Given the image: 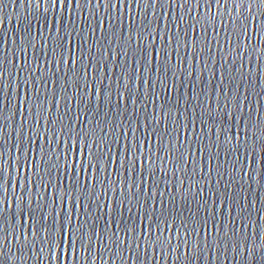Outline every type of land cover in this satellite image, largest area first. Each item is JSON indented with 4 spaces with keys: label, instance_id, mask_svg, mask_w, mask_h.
Segmentation results:
<instances>
[{
    "label": "water",
    "instance_id": "95a60500",
    "mask_svg": "<svg viewBox=\"0 0 264 264\" xmlns=\"http://www.w3.org/2000/svg\"><path fill=\"white\" fill-rule=\"evenodd\" d=\"M58 4L45 11L32 0H0V261L7 256V264H264V5ZM181 37L189 42L187 50L177 47ZM194 46L204 51L194 57ZM34 83L39 101L32 97ZM39 103L50 111L42 112ZM96 121L108 125L112 163L93 167L83 163L88 144L76 132L83 136ZM65 142L72 147L67 171L63 155L40 160L42 150L67 151ZM24 155L39 172L30 190L20 183L24 170L16 172ZM128 185L138 199H152L129 204ZM170 199L187 217L186 227L179 220L171 226L175 248L145 255L143 246L130 242L128 252L126 245L112 244L111 232L123 239L121 229L138 234L151 225L154 231ZM61 225L68 239H76L71 248L65 242L63 256L57 239L50 256L43 228L51 232ZM92 230L99 238L82 245L80 234L87 240Z\"/></svg>",
    "mask_w": 264,
    "mask_h": 264
},
{
    "label": "snow or ice",
    "instance_id": "6c2138e0",
    "mask_svg": "<svg viewBox=\"0 0 264 264\" xmlns=\"http://www.w3.org/2000/svg\"><path fill=\"white\" fill-rule=\"evenodd\" d=\"M60 2H64V0H60ZM97 5H99L100 0H96ZM206 4L211 5L213 3H215L216 5L220 4V0H205ZM250 0H232V4L235 5L236 7H241L244 5L249 4ZM33 6L37 9L43 7L45 11L50 10L53 7H58V0H32ZM225 5H227L228 0H224ZM260 3L262 5H264V0H260ZM196 4L197 6H199V0H196ZM107 6V3H106ZM113 7H115V5H112ZM250 10V9H248ZM207 13V9L205 10ZM262 15H264V12L261 13ZM189 15H191V13H189ZM193 19H195L193 17ZM209 17L207 16V14L205 15L204 21L201 24V34L203 35V29L205 27L208 26L209 23ZM240 27V31L241 34H243V28L246 27L245 25H241ZM213 31H215V28H213ZM149 35H151V33H149ZM185 36H187V33H185ZM172 39H177L175 36L172 37ZM201 43H203L205 46L207 44L206 41H202ZM177 47H183L185 50H187L189 48V42L187 40H185L183 37H181L179 39V42L177 44ZM204 48L203 47H199V46H194L193 47V56L195 57L196 52H203ZM164 56L165 59H167L168 57V52L165 50L164 52ZM163 67V65L161 66ZM135 71L136 69H133V78L135 79ZM222 75V74H221ZM25 87L27 88V81H25ZM85 87H87V85H85ZM32 89H33V93H32V97L34 101H39V97L36 95V92L38 91V85L37 84H32ZM25 95L27 96V92L25 93ZM122 93H120L118 90L116 92V96H117V100H120L122 98ZM17 102H19V97L15 98ZM55 99V97H54ZM70 100H66L65 104L68 105L70 104ZM5 104L8 103L7 100L4 101ZM37 107H39V109L42 112H49L50 108L44 104V103H39L37 105H35ZM55 106V105H53ZM217 107H219V104L217 105ZM236 108H239V102L237 100V104H236ZM44 117L41 116V119H43ZM76 119L78 120L79 118L76 117ZM34 123H37L36 121H34ZM89 123H91V121H89ZM65 127H68L69 129V139H71V133L73 131V128L71 127V120H69L68 125H65ZM106 127H108V125H105L103 127L100 126V122L96 121V123L87 130V132L83 133V136H81V132H76V136L80 139V143L84 144L87 143L88 144V149H87V157L88 159L86 161H84V165L86 166H95V164H103L104 160H108V163L111 164L112 161L110 159V157L107 155L108 153L111 152V145L108 142V132L105 131ZM31 131V128H30ZM34 135L39 139L41 138L40 133L39 132H35ZM57 132L53 131L51 132V136H56ZM85 138H88L87 140ZM26 139L28 140V146L31 147L32 145V139L26 137ZM229 143H231V141L229 140ZM93 146H95V151L93 150ZM65 147L67 148V151H62L59 155L56 154V149L52 148L51 151V155L49 154V151L47 150H42L43 154L40 157V160L42 162H46L45 161V157L47 156L49 160H51L52 156L55 155L56 159L59 160L60 155H63L65 157L64 160V164H65V170L67 171V166H69V161L67 159V157L69 156V154L72 152V147L71 144L68 142H65ZM262 150H264V147H262ZM18 152L20 151L19 149L17 150ZM139 149L138 148H133V152L136 153L138 152ZM83 153H81L79 146L77 148V156L82 155ZM129 161V164L131 166H134V159L132 157H126ZM32 159L34 160L35 157L33 156ZM237 159H239V157L237 156ZM140 163H143L142 161H140ZM53 167H56L55 164L52 165ZM123 166V165H122ZM24 170V174L21 175L20 177V183L23 187H25V189L30 190L31 187H35V185H33L31 183V177H38L39 176V172L37 171V167L34 164H31L29 162V158L27 155L23 156V159L20 161V167L16 169L17 174H20V169ZM125 171H127L128 169L125 167L124 168ZM242 175H246V173L242 172ZM4 173L3 170L0 169V180L3 179ZM40 182H43V177H39ZM104 179H107V176L104 177ZM89 183V181L86 179L85 180V184ZM101 183L103 184V181H101ZM141 183H143V181H141ZM130 191L128 193L127 196H125V200L128 201L129 204H131L133 201L136 202L137 205L140 204H146L148 203V200H151L152 197L149 196L148 200H143V197L141 196L140 199L137 198V193L135 191H131V185L127 186ZM123 191V189H122ZM17 199H21L20 197H17ZM37 199H39V197H37ZM4 203H6V201H4ZM170 204V208L167 212V214H165V212L162 210L160 213V216L163 217V219H159V222L156 224V228L153 231L151 228V225H148L147 227H140L139 233H136V229H121V231L124 233V238L122 239L116 232H111V236L108 237L113 245H126V251L131 252L133 249L130 245L134 244L136 249H141V247L143 246V252L145 253V255H147L149 249L152 250L153 253H156L157 249H159L160 254L163 255L165 252V249H173L176 246L172 244V236H171V226L173 223H175L177 220H179V224L183 225L186 227V225L184 224V221L187 219V217H183L182 216V209H177L176 205L174 203H172L171 199L169 201ZM152 207H155V204L153 203ZM123 208V205L121 204L120 208H118L116 211L120 212L121 209ZM162 208H163V204H162ZM140 209L137 208V211H139ZM145 211H147V209H145ZM29 212H31V209H29ZM21 217H24V213L21 212ZM150 221L153 220L152 216H148L147 217ZM27 219H32L31 215L27 216ZM95 223V222H93ZM55 224V218H53V225ZM163 226V227H161ZM43 227V226H42ZM105 227H107V224L105 225ZM165 229L168 230L169 235H164V231ZM109 231H111V229H109ZM192 231L194 232L195 229H192ZM43 232L44 235L42 237V239L48 243V247H49V255L52 256L53 255V248L52 245L56 243L57 239L59 240V245L61 248V256L64 255L63 253V248H64V244L67 241L69 247L71 248V245L74 243L76 237H73L72 239H68V236L64 230V227L61 225L59 228H55L52 227V231L49 232L48 228H43ZM177 232H179V228H177ZM33 235H35V233H33ZM84 234H80V240H81V244H90L92 242V237H97V239L99 238L97 233L92 230L91 231V235L88 236L87 240L83 239ZM115 239H112V238ZM184 242L182 244V247L185 249V255L187 254V246H188V232L184 233ZM177 245H181V242L179 240V236H177ZM5 242H7V235H5ZM193 247L195 249H199L200 248V244L196 243L195 241H193ZM195 256V252H193V257ZM54 259H56V257L53 256ZM7 260L8 257L5 256L3 261H0V264H7Z\"/></svg>",
    "mask_w": 264,
    "mask_h": 264
}]
</instances>
